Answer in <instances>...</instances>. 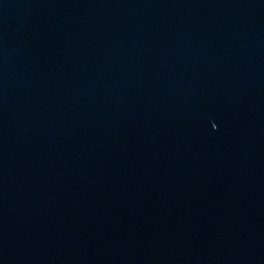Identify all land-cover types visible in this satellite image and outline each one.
<instances>
[{
  "label": "water",
  "instance_id": "1",
  "mask_svg": "<svg viewBox=\"0 0 264 264\" xmlns=\"http://www.w3.org/2000/svg\"><path fill=\"white\" fill-rule=\"evenodd\" d=\"M0 264H264V0H0Z\"/></svg>",
  "mask_w": 264,
  "mask_h": 264
}]
</instances>
